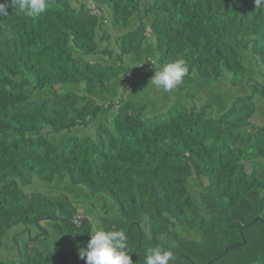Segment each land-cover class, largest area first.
<instances>
[{"label":"trees","instance_id":"obj_1","mask_svg":"<svg viewBox=\"0 0 264 264\" xmlns=\"http://www.w3.org/2000/svg\"><path fill=\"white\" fill-rule=\"evenodd\" d=\"M180 57L188 73L173 90L135 83ZM257 103L254 0H49L37 18L8 7L0 264H85L97 228L126 232L132 264L157 245L177 264H264V225L251 226L264 223ZM50 235L67 253L46 248Z\"/></svg>","mask_w":264,"mask_h":264},{"label":"clouds","instance_id":"obj_2","mask_svg":"<svg viewBox=\"0 0 264 264\" xmlns=\"http://www.w3.org/2000/svg\"><path fill=\"white\" fill-rule=\"evenodd\" d=\"M254 4L255 7H261L264 0H254ZM10 6H15L26 17L37 18L46 13L49 0H10V5L0 3V16H7ZM187 73L186 62L180 57L154 71L150 81L158 88L171 91L182 83ZM129 252L124 230L106 231L97 228L90 234L80 256L85 259V264H132ZM144 264H177V255L172 250H165L157 245L146 250Z\"/></svg>","mask_w":264,"mask_h":264},{"label":"rangeland","instance_id":"obj_3","mask_svg":"<svg viewBox=\"0 0 264 264\" xmlns=\"http://www.w3.org/2000/svg\"><path fill=\"white\" fill-rule=\"evenodd\" d=\"M130 61H131V60H130ZM150 80H151V78H148V79L146 80V82L144 83V81H143L141 78H139V80H136L135 83H142V84H140L139 86L146 90V89L148 88L147 84L153 86V84L151 83ZM133 82H134V81H133ZM133 82L128 83V84L126 85V90H127V91H132V90H133V87H137L136 85H135V86L132 85ZM209 101L211 102L212 99L210 98ZM223 101L225 102V100H223ZM202 102H203V103H202ZM215 102H216V104H217V103L219 102V99L214 100L212 103H215ZM204 103H208V101H207V99H206L205 97H204V99L199 103V105H202V104H204ZM257 105H258V112L261 110V108H264V103H263V104H261V103H257ZM262 106H263V107H262ZM258 112H257V116H256L255 120H256V119L258 120L257 123H259V122H264V121H263V120H264V113H263V117H262V116H260L261 113H260V115H259ZM262 112H264V110H263ZM263 124H264V123H263ZM88 134H90V132H88ZM40 190L43 191V192H48L46 189H40ZM67 192L70 193L69 190H68V188L65 189L64 193H65V194H68ZM51 193H53V194H57V191L54 190V191H51ZM86 203H89V202H86ZM85 205H86V204H85ZM87 205H88V207H90L89 204H87ZM46 228L48 229L49 232H51L47 226H46ZM49 247H56L58 250H61L63 253H67V247H66V244H65L64 240L58 239V238L54 237L53 235H50V237L48 238V242H47V244H46V248H49ZM6 248H7V250H6V256H7V257H10L11 255L8 256V253H9V251H10V249H9V248H10V244H8ZM54 249H55V248H54ZM4 253H5V252H4ZM0 255H3V254L1 253Z\"/></svg>","mask_w":264,"mask_h":264},{"label":"water","instance_id":"obj_4","mask_svg":"<svg viewBox=\"0 0 264 264\" xmlns=\"http://www.w3.org/2000/svg\"><path fill=\"white\" fill-rule=\"evenodd\" d=\"M258 221L264 225V223H263L261 220H254V221L251 223V226H252L253 224H255L256 222H258ZM245 228H248V227H245ZM239 235H240V237H241V239H242V244H239V245H237V246L243 247V246H245V241H244V239L242 238V231L239 232ZM229 249H231V247L227 248V249L225 250L224 253H226Z\"/></svg>","mask_w":264,"mask_h":264},{"label":"built area","instance_id":"obj_5","mask_svg":"<svg viewBox=\"0 0 264 264\" xmlns=\"http://www.w3.org/2000/svg\"><path fill=\"white\" fill-rule=\"evenodd\" d=\"M73 224L75 226H78L79 225V219L75 218L74 221H73Z\"/></svg>","mask_w":264,"mask_h":264},{"label":"crops","instance_id":"obj_6","mask_svg":"<svg viewBox=\"0 0 264 264\" xmlns=\"http://www.w3.org/2000/svg\"><path fill=\"white\" fill-rule=\"evenodd\" d=\"M263 110H264V108H261V110H260V111H261V115H260V113H259V115H260V116H262V117H263V113H264V112L262 113V111H263ZM254 121H255V122H258V120H257V119H256V120H254ZM263 121H264V120H263ZM259 123H261V124H262V123H264V122H259Z\"/></svg>","mask_w":264,"mask_h":264}]
</instances>
